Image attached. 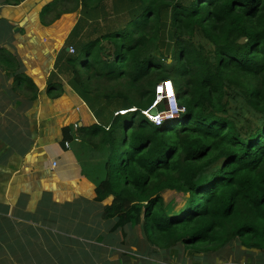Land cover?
Returning a JSON list of instances; mask_svg holds the SVG:
<instances>
[{"label":"trees","instance_id":"trees-1","mask_svg":"<svg viewBox=\"0 0 264 264\" xmlns=\"http://www.w3.org/2000/svg\"><path fill=\"white\" fill-rule=\"evenodd\" d=\"M75 2L68 11L81 7L83 18L60 75L97 123L65 127L62 143L79 139L102 161L100 219L132 244L139 228L149 254L239 243L264 264V0ZM165 81L185 111L157 126L144 112ZM166 191L181 194L183 206L171 209Z\"/></svg>","mask_w":264,"mask_h":264},{"label":"crops","instance_id":"crops-1","mask_svg":"<svg viewBox=\"0 0 264 264\" xmlns=\"http://www.w3.org/2000/svg\"><path fill=\"white\" fill-rule=\"evenodd\" d=\"M67 1L0 0V264L54 248L62 218L87 227L73 230L101 229L94 178L102 161L79 139L62 143L65 127L97 123L60 75L83 18L81 7L56 16Z\"/></svg>","mask_w":264,"mask_h":264},{"label":"rangeland","instance_id":"rangeland-1","mask_svg":"<svg viewBox=\"0 0 264 264\" xmlns=\"http://www.w3.org/2000/svg\"><path fill=\"white\" fill-rule=\"evenodd\" d=\"M75 3V0H68L65 4L59 5L56 16L60 14V17H62L64 13L75 12L76 10L68 11L73 9ZM163 34L164 48H162V51H170L171 43L168 30H165ZM71 49L74 50L73 47H70V51ZM170 62L171 60H168L167 64ZM110 84L114 91L122 88L115 82ZM156 94L157 102L159 104L163 103L165 97L158 95L157 89ZM157 106L154 108L156 109ZM232 106L234 107L236 104L232 102ZM163 197L165 202L170 203L171 209L176 210L182 207L185 201L181 194L174 191L164 192ZM111 202L112 198L105 201L107 204ZM68 221L69 218H62L59 222L65 232L54 242L56 246L52 249L43 250L44 253L40 255L30 256L29 254L27 264H255L254 257L259 253L257 250L252 253L247 252L245 248L239 247V243H237L234 246L210 254H192L186 248L178 247L170 251H158L157 248H154L155 252L152 250L151 255L141 240L139 228L133 231L139 242L132 244L130 234L124 236L121 231L112 234L109 231L111 224L107 220L99 219L101 229L95 227L94 230H73L71 229L72 225L85 227V224L70 225ZM113 248L117 250L113 252ZM119 260H122V262L119 263Z\"/></svg>","mask_w":264,"mask_h":264},{"label":"built area","instance_id":"built-area-1","mask_svg":"<svg viewBox=\"0 0 264 264\" xmlns=\"http://www.w3.org/2000/svg\"><path fill=\"white\" fill-rule=\"evenodd\" d=\"M70 52L73 53L74 50L71 49ZM157 93L158 95L160 94L161 96L165 97L164 102L166 103V107H167L166 110L163 112H157V110H155V113L153 114L151 112V110L153 109V106H152L150 110L144 112L145 116L155 125L161 126L165 118L178 116L180 112L185 111V108L179 106L178 104V101L176 99L175 88L171 81L162 82L157 87ZM66 145H68V143H66ZM56 165L57 163L54 162V166Z\"/></svg>","mask_w":264,"mask_h":264},{"label":"clouds","instance_id":"clouds-1","mask_svg":"<svg viewBox=\"0 0 264 264\" xmlns=\"http://www.w3.org/2000/svg\"><path fill=\"white\" fill-rule=\"evenodd\" d=\"M159 103L157 102V100H155V102H154V104H153V106L155 105V106H157ZM154 108V107H153ZM155 109V108H154ZM156 110V109H155ZM121 113H125V112H121Z\"/></svg>","mask_w":264,"mask_h":264},{"label":"water","instance_id":"water-1","mask_svg":"<svg viewBox=\"0 0 264 264\" xmlns=\"http://www.w3.org/2000/svg\"><path fill=\"white\" fill-rule=\"evenodd\" d=\"M67 51H68V49H67ZM151 112L154 114V113H155V109L153 108V109L151 110Z\"/></svg>","mask_w":264,"mask_h":264}]
</instances>
